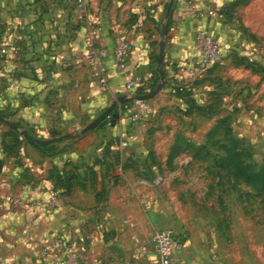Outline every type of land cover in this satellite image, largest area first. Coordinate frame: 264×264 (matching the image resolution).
<instances>
[{"label":"crops","instance_id":"obj_1","mask_svg":"<svg viewBox=\"0 0 264 264\" xmlns=\"http://www.w3.org/2000/svg\"><path fill=\"white\" fill-rule=\"evenodd\" d=\"M231 1L173 0L164 35V84L144 99L143 107L138 108L135 99H123L128 100L123 106L120 101L113 123L68 137L59 143L60 150L46 154L22 134L15 150L5 152L2 132L7 125L0 121V264H62L54 243L58 239L77 252L79 264H123V253L135 257L131 234L148 241L150 233L148 179L143 173L147 119L157 105L177 98V84L192 79L187 68L200 57L199 33L222 39L227 16L243 4L229 8ZM167 4L168 0H87L80 16L76 0H0V43L7 49L0 55V108L40 137L52 136V131L75 132L112 98L131 94L125 87L128 78H152L154 65L159 67L153 56L158 55ZM89 33L106 49L104 85L93 76L85 56L83 38ZM118 35L132 43L122 67L113 54ZM137 109L140 115L132 119ZM120 139L126 145H119ZM155 151L165 157L168 148ZM54 165L76 172L69 191L54 184ZM91 168L96 171L92 181ZM103 185L106 194L97 196ZM150 248L149 243L141 259L150 264L152 251L157 264ZM192 249L188 239L182 240L174 264H193Z\"/></svg>","mask_w":264,"mask_h":264},{"label":"rangeland","instance_id":"obj_2","mask_svg":"<svg viewBox=\"0 0 264 264\" xmlns=\"http://www.w3.org/2000/svg\"><path fill=\"white\" fill-rule=\"evenodd\" d=\"M242 3L219 59L147 119V233L171 226L193 264H264V0Z\"/></svg>","mask_w":264,"mask_h":264},{"label":"built area","instance_id":"obj_3","mask_svg":"<svg viewBox=\"0 0 264 264\" xmlns=\"http://www.w3.org/2000/svg\"><path fill=\"white\" fill-rule=\"evenodd\" d=\"M87 0H76L78 7V13L83 16L86 11ZM85 49V56L89 64L91 65L92 74L98 80L100 85H104L105 78V65L103 63V56L106 49L103 44L93 38L91 33L87 34L83 38ZM198 46L201 49V54L196 62L191 63L187 68V73L193 78L203 73L204 69L210 63L219 59L221 55V46L219 41L209 32H200L198 35ZM132 43L130 39L124 36L114 37V49L113 54L115 60L119 66H124L126 58L131 50ZM7 52L6 46L0 43V55ZM147 80L142 76H132L125 82V87L135 92L134 87L137 84L146 85ZM138 104V108L144 106V99H135ZM140 115L139 109L135 110L131 114L132 119L138 118ZM125 139L119 140V145H126ZM54 197V194L52 195ZM129 224H132L130 220ZM132 242L136 248V255L133 258L123 260V264H144L141 257L148 250L149 243L153 246L157 264H174V254L182 247V240L176 234L171 226H160L153 228L148 237V241L141 239L136 233L131 234ZM55 245L60 249L62 258V264H79V258L77 252L67 245L62 240L58 239Z\"/></svg>","mask_w":264,"mask_h":264},{"label":"water","instance_id":"obj_4","mask_svg":"<svg viewBox=\"0 0 264 264\" xmlns=\"http://www.w3.org/2000/svg\"><path fill=\"white\" fill-rule=\"evenodd\" d=\"M172 3H173V0H168V4L165 10V19L159 31L160 38L158 40L159 47H158V55H157V62L159 65L158 67L159 78L157 82L155 83V85L150 90L146 92H133L128 95L120 94L118 96H115L114 98H112L109 104H107L100 112H98L89 121H87L82 126H80L75 132L66 131V132H61V133H58L52 136L40 137V136L32 134L26 127L20 126L14 120L8 117H5L1 114H0V121L5 123L7 126L17 129L30 142L44 144L48 142L57 141L65 137H77L80 134L84 133L85 131L93 128L94 126L101 125L102 123H105V122L113 123L119 114L118 109H116L115 107L123 99H145V98L153 96L155 93H157L161 89L165 81V74H164V70L161 64H162V59H163V49H164V43H165L164 35L167 31L168 18L172 11ZM1 167H2V159L0 157V170H1Z\"/></svg>","mask_w":264,"mask_h":264},{"label":"trees","instance_id":"obj_5","mask_svg":"<svg viewBox=\"0 0 264 264\" xmlns=\"http://www.w3.org/2000/svg\"><path fill=\"white\" fill-rule=\"evenodd\" d=\"M242 2V0H232L228 7L232 8L235 4ZM153 60L154 62L157 61V53L154 54L153 56ZM144 78V77H143ZM159 78V71H158V66L157 64L154 65L153 69H152V78L150 80H147L146 85L143 84H137L134 87L135 92H146L148 90H150L155 83L157 82ZM183 89V85L182 84H177L175 86V90L177 92H181L180 90ZM128 103V100H123L121 102V106H123L124 104ZM117 109V107H115ZM0 114L7 117V113L4 112V110H2V108H0ZM17 124H19V122L17 120H14ZM32 133V132H31ZM58 134V132L56 131H52L51 135H56ZM2 147L3 150L5 152H11L15 150V147L20 143V141L24 138L21 133L15 129L12 128L10 126H7V128L2 132ZM8 136L9 139L5 140L4 137ZM68 137L59 139L57 141H53V142H48V143H44V144H40V143H33L34 145H36L43 153L46 154H53L55 152H57L58 150L61 149V146L59 145L60 142L67 140ZM109 149H107V145L105 146V151H108ZM177 151V144H175V142L173 144H171L170 149H169V156H173V154H175ZM123 166V165H122ZM105 168L108 169V163H105ZM95 174L96 171L91 168L90 169V175H91V181L95 179ZM50 176L52 177L54 184L58 185L59 187H61L62 191H69L73 185V181L76 177V172H74L73 170H68L64 167H58V166H53L51 171H50ZM116 175H112V179H115ZM107 192V188L103 185L101 190H99L98 192H96L97 196L98 194H100L101 196H104ZM98 198V197H97Z\"/></svg>","mask_w":264,"mask_h":264}]
</instances>
